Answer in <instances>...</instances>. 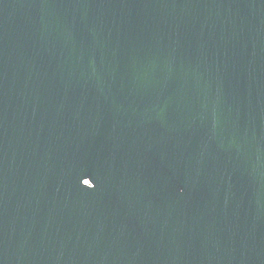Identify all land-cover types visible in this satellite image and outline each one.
<instances>
[{"label":"water","instance_id":"obj_1","mask_svg":"<svg viewBox=\"0 0 264 264\" xmlns=\"http://www.w3.org/2000/svg\"><path fill=\"white\" fill-rule=\"evenodd\" d=\"M0 264H264V0H0Z\"/></svg>","mask_w":264,"mask_h":264}]
</instances>
